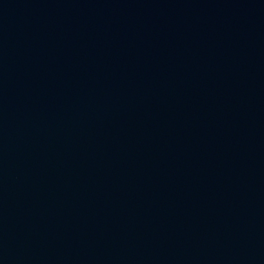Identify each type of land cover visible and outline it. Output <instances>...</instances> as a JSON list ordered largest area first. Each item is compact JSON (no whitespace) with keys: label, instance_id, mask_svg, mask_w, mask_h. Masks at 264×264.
Listing matches in <instances>:
<instances>
[{"label":"water","instance_id":"obj_1","mask_svg":"<svg viewBox=\"0 0 264 264\" xmlns=\"http://www.w3.org/2000/svg\"><path fill=\"white\" fill-rule=\"evenodd\" d=\"M0 264H264V0H0Z\"/></svg>","mask_w":264,"mask_h":264}]
</instances>
